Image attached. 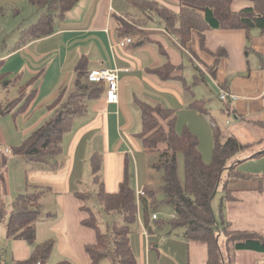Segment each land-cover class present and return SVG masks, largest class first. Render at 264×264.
<instances>
[{
    "label": "crops",
    "instance_id": "crops-1",
    "mask_svg": "<svg viewBox=\"0 0 264 264\" xmlns=\"http://www.w3.org/2000/svg\"><path fill=\"white\" fill-rule=\"evenodd\" d=\"M6 1L19 2L0 0L3 4H7ZM148 1L158 2L175 13L181 8L179 0ZM14 13L19 15V10ZM128 14L131 19L145 18L128 0H81L63 22L56 23L53 35L15 49L18 37L20 39L25 30H17L15 26L20 33L16 34L13 43H5V47L0 43V76L3 78L0 81V106L10 109L0 115V144L14 152L11 158L0 155V209L7 200L14 201L33 187L50 190L45 207L49 205L56 215L52 223L46 224L49 226L47 241L54 242L52 254L56 251L62 258L60 261L91 264L84 246L94 244L96 236L94 231L80 225L85 215L79 211L80 203L74 196L85 193L83 190L88 182L85 178H91L93 183L90 164L93 155L103 157L102 177L108 193L119 192L125 179L127 160L139 202L142 199L149 202V192L156 195L159 190L163 191V173L156 168L159 154L146 153L137 137L142 131V118L136 98L174 110L178 131L188 127L201 140L200 149L204 138L208 148L214 146L212 124L215 123L241 144L251 146L248 152L252 155L247 161L264 157H253V153L264 152V128L259 124L264 121V35L259 30L210 31L205 40L208 53L201 48L198 33H192L189 50L178 36L166 31L157 18L136 27L131 34H122L116 16L125 18ZM9 22L8 18H3L0 36H9ZM125 38H132L133 44L119 47ZM219 50L223 51L220 58L213 54ZM82 57L89 60V73L117 71L119 101L109 104L107 84H101L103 94L89 103L87 112L75 117L72 130L64 136L63 155L50 161L51 164L60 162L61 167L52 170L51 164L34 165L19 148L33 131L48 121L52 114L49 107L60 94L74 90L75 66ZM168 63L180 68L173 73V79L164 81L152 70ZM34 77H37L35 83L25 89ZM31 90L36 94L29 107L20 112L25 99L23 96L20 101V96ZM223 91L235 94L238 99L229 104L223 102L220 99ZM198 100L205 103L209 114L189 107ZM217 100L222 104L219 105ZM203 156L209 162V152ZM230 183L228 187L234 198L229 202L234 204L244 205L240 195L257 191L234 189ZM262 191L263 185L258 193ZM143 192L146 193L143 195ZM142 210L141 206L137 233L130 238L138 264H162L163 255L170 264H208L205 244L161 237L163 246L160 247L150 223V231L145 227ZM153 221H158V217ZM14 245L18 250L22 247L21 242ZM160 248L164 249L162 253ZM185 248L188 261L181 254ZM153 250H159L157 259ZM250 252L238 253L236 264L239 256ZM251 253H254L251 264H264V254ZM31 255H23V259L16 261H28Z\"/></svg>",
    "mask_w": 264,
    "mask_h": 264
},
{
    "label": "trees",
    "instance_id": "trees-1",
    "mask_svg": "<svg viewBox=\"0 0 264 264\" xmlns=\"http://www.w3.org/2000/svg\"><path fill=\"white\" fill-rule=\"evenodd\" d=\"M28 1L43 13L34 25L22 31L15 49L53 35L56 23L63 22L67 13L81 0ZM128 1L140 10L145 18L131 19L129 14L125 18L116 16L119 32L122 34H131L136 27L157 18L164 29L178 36L181 44L189 50L192 33H198L201 48L208 53L210 51L205 45V40L206 34L210 31L259 30L264 35V0H243L249 5L238 10L233 8L235 0H179L181 5L179 13L155 1ZM213 54L220 58L223 51L219 50ZM179 68L168 63L152 72L160 79L168 81L173 79V73ZM75 74L74 90L68 94H65V91L60 94L49 107L52 114L48 121L33 131L19 148L34 165L51 164L50 161L57 160L63 155V139L72 130L75 117L87 112L89 103L103 94L104 88L101 84L88 80L87 57L79 60L75 66ZM2 79L0 76V81ZM36 79L37 77L32 78L24 88L32 86ZM35 94L36 91L31 90L28 94L20 96V101L23 96L25 97L20 112L29 107ZM135 101L142 118V131L137 137L146 153L159 154L156 168L163 171L162 190L165 201L173 207V218L170 221L172 228L183 229V237L189 242L205 244L208 249V264H236L237 254L246 251L264 254V234L232 229L230 223L225 221L222 209L221 227L212 209V200L225 172L228 179L251 178V175L239 170L240 163L233 161L237 154L250 151L251 146L241 144L233 135L226 134L221 127L216 126L213 129L212 161L205 162L198 136L188 127L181 132L178 131V118L174 110L152 105L138 98ZM189 107L202 114H209L202 100L195 101ZM9 111V108L0 106V115ZM259 124L264 128V121ZM177 153L184 156V185L178 176ZM261 155H264V152L253 153V157ZM90 164L93 183L98 190L95 193H76L74 197L80 203L79 211L85 215L80 220V225L95 232V243L84 246L91 264H138L130 240L132 230L139 221L141 206L145 215V227L151 230L147 214L149 205H155L156 195L150 192L149 202L147 199L138 201L132 187L133 176L129 170L128 160L125 179L120 185L119 192L115 194H110L105 189L102 177L103 157L100 154L93 155ZM50 167L57 170L61 163L55 161ZM228 183L229 180L225 181L223 188L225 191L223 198L227 202L234 198ZM49 191L47 188H31L14 199L10 213L3 205L1 220L7 221H5L7 238L34 246L31 259L17 264L32 262L46 264L51 257L54 248L52 240L35 246L38 221L43 216L44 219H49L56 215L53 211L45 213L44 195ZM93 199L101 204L103 213L109 221L102 222V218L89 207ZM221 237H224V249L219 244ZM57 264L75 263L63 260Z\"/></svg>",
    "mask_w": 264,
    "mask_h": 264
},
{
    "label": "rangeland",
    "instance_id": "rangeland-1",
    "mask_svg": "<svg viewBox=\"0 0 264 264\" xmlns=\"http://www.w3.org/2000/svg\"><path fill=\"white\" fill-rule=\"evenodd\" d=\"M4 3H7V4H3L2 2H0V27L2 25L3 18L4 19L8 18V20H10L9 27L11 28H8L9 36H0V43L3 45V47L6 46V45L4 46L5 43H7V45L13 43L14 39H16L15 37L16 34L20 33V31H22L23 29H28L30 26L35 24L37 20L39 19L40 15L43 13L41 9L29 4L28 0H19L17 4H12L10 1L8 2L6 1ZM248 5L249 3L246 1L235 0L233 3V8L235 10H238ZM16 9L19 10V15L18 14L16 15L14 13ZM36 14H38L37 17L35 16ZM15 26L18 28H16ZM14 27L17 30L20 29V31H17L16 29H14ZM18 40H19V37H18ZM223 92H226V91H223ZM229 94H232V93H229ZM217 102L219 103V105L222 104L219 100H217ZM218 119L221 120L220 118ZM218 123L219 125L221 124L220 122ZM200 150L202 151L201 152L202 155L203 154L206 155L207 152H209V162L212 161L213 147L209 145V148H208L205 138L203 140ZM251 155L252 154L249 152H241L234 157L233 161L234 162L242 161L239 164V170L249 171V173H253L257 175L251 176V178L228 179L227 172H225L222 178V183L220 187L218 188L212 200V209H213L214 215L216 217V221L219 226L222 225L221 212L223 211L222 213L225 216L224 217L225 221L230 223L232 229L249 230V231H255V232L264 234V191H262L261 193H258L260 186L261 185L264 186V176L262 175V173H264V157L255 158L254 161H252V159H249L251 161L249 160L247 161V158H249ZM176 157H177V164H178V176H179V179L182 185H184V182H185L184 156L182 153H177ZM155 173L156 171L153 172V174ZM89 176L91 175L89 174ZM88 178H85L87 179L88 182L86 183V186L83 191L89 192V193H95V191H97L98 188L97 186L94 185V183H92V179L91 178L88 179ZM162 178H163V174H162ZM228 180L232 183L231 186L234 189H240V190L250 189V190H257V191L256 193L250 192L247 194L245 193V194L240 195L241 199L245 202L244 205L234 204L229 201L227 202L223 198L225 196V191L223 188H224L225 181H228ZM145 193L146 192H143V194ZM44 198L45 200L48 199L47 193L44 195ZM155 198H156L155 205L150 204L148 207V214H147L148 217L147 218H149V223L151 225V228L153 229L154 232H156L154 236L158 238L159 246L160 247L163 246V241L161 240V237H165L166 239H173L177 241L181 240L184 243H186L187 241L183 237L184 230L183 229H173L170 224V221L173 218V207L165 201L164 192L159 190V192L156 193ZM12 201L13 200H9V201L7 200L4 204L5 210L9 213L12 210ZM253 202H258V203L255 206L254 204L252 205ZM221 205L223 206L221 207ZM0 207H1V204H0ZM89 207L93 210V212H95V214L99 218H102L101 219L102 222L109 221V219L103 213L101 204L97 200L93 199L92 201H90ZM45 208H46L45 213L52 211V208H50L49 205L46 206ZM1 209L3 210V207ZM1 209H0V214L2 212ZM153 214H155L158 217V221L154 222L152 220ZM142 215L145 217L144 213H142ZM44 218L45 216H43L42 219H40L37 223V235H36L35 246L41 245L49 239L48 238L49 237L48 236L49 226L46 224L52 223L54 221L53 219L55 218L53 217L49 219H44ZM6 219H7V214H6ZM5 221H6L5 219L3 221L2 220L0 221V264H16L17 263L16 260H20L28 255H31L34 246L24 241H15L12 239H8L6 236V222L7 221L6 222ZM138 226H139V223L137 222V224L133 227L132 236L136 235ZM15 242L22 243V247L19 248V250H21V256H19V258H18L19 250L14 248ZM219 244L222 247V249H224V237H221ZM160 250H161V253L164 251L163 248H160ZM158 251L159 250L152 251V253L154 254V258L156 259L158 258ZM181 254L184 256L186 261H188L187 248H185V250H181ZM252 254L254 253L250 252L248 254L246 253V255L242 254L241 256H239L237 260L238 264H251L250 261L253 256ZM163 258H164V262L162 264H166V263L170 264L169 262L165 261L167 259L164 255H163ZM174 259L176 260L177 257L172 258V260ZM60 260H62V258H60L57 252L54 251L51 258L48 260L47 264H56Z\"/></svg>",
    "mask_w": 264,
    "mask_h": 264
},
{
    "label": "built area",
    "instance_id": "built-area-1",
    "mask_svg": "<svg viewBox=\"0 0 264 264\" xmlns=\"http://www.w3.org/2000/svg\"><path fill=\"white\" fill-rule=\"evenodd\" d=\"M133 44L132 38H125L119 43V47H126L128 45ZM88 80L91 83L95 84H107V102L109 104L118 103L119 101V79L117 71L111 70H101V71H93L88 75ZM237 96L233 94H229L228 92H222L220 95V99L223 102H234L237 100ZM213 127H216V124H212ZM0 155H5L8 158L14 156V152L8 146H4L0 144ZM143 194V193H142ZM144 195V194H143ZM157 216H153V220H156ZM37 264H41L40 262Z\"/></svg>",
    "mask_w": 264,
    "mask_h": 264
}]
</instances>
